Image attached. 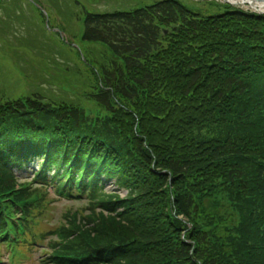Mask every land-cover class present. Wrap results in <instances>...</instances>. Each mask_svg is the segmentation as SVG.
I'll return each mask as SVG.
<instances>
[{"label":"trees","instance_id":"obj_1","mask_svg":"<svg viewBox=\"0 0 264 264\" xmlns=\"http://www.w3.org/2000/svg\"><path fill=\"white\" fill-rule=\"evenodd\" d=\"M63 2L98 42L85 58L94 89L0 94V234L6 212L21 213L18 246L47 241L46 264H264V14L210 0ZM10 7L5 22L18 17ZM61 197L87 203L38 231Z\"/></svg>","mask_w":264,"mask_h":264},{"label":"rangeland","instance_id":"obj_2","mask_svg":"<svg viewBox=\"0 0 264 264\" xmlns=\"http://www.w3.org/2000/svg\"><path fill=\"white\" fill-rule=\"evenodd\" d=\"M62 1L41 6L30 0H11L12 15L18 17L8 22L4 21L5 14L0 10V94L4 99L39 93L45 100L55 101L62 97H80L94 89L91 65H98L96 62L85 64V58L90 59L89 54L96 51L98 42L83 38V20L71 19L67 4ZM136 1L99 0L96 5L109 9L118 4L132 6ZM6 2L0 0V6ZM84 79L90 80L89 84L85 85ZM38 163H32V168H37ZM19 175L24 179L31 175V170ZM106 184L110 190L115 187L112 180ZM84 203H87L84 199H58L46 212L47 216L44 215L38 231L54 229L66 208L81 207ZM45 246L46 242L37 245L32 250L35 252L32 258L21 264H42ZM14 248L9 242L0 244V264H20L13 258ZM18 257L28 259L29 255L19 248Z\"/></svg>","mask_w":264,"mask_h":264},{"label":"bare ground","instance_id":"obj_3","mask_svg":"<svg viewBox=\"0 0 264 264\" xmlns=\"http://www.w3.org/2000/svg\"><path fill=\"white\" fill-rule=\"evenodd\" d=\"M254 1H256L257 3H264V0H252V4L254 5ZM264 9V6L262 7Z\"/></svg>","mask_w":264,"mask_h":264},{"label":"water","instance_id":"obj_4","mask_svg":"<svg viewBox=\"0 0 264 264\" xmlns=\"http://www.w3.org/2000/svg\"><path fill=\"white\" fill-rule=\"evenodd\" d=\"M236 1H239L241 3H243V2L251 3L252 0H236Z\"/></svg>","mask_w":264,"mask_h":264}]
</instances>
